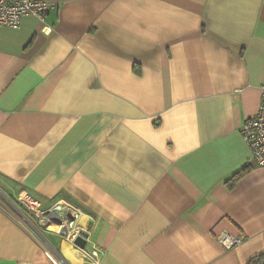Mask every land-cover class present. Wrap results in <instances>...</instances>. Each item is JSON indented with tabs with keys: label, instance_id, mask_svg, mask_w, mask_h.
<instances>
[{
	"label": "crops",
	"instance_id": "0c3cea01",
	"mask_svg": "<svg viewBox=\"0 0 264 264\" xmlns=\"http://www.w3.org/2000/svg\"><path fill=\"white\" fill-rule=\"evenodd\" d=\"M46 1L0 25V264L263 253L264 165L240 127L264 82V0ZM26 197L76 211L88 241L45 229Z\"/></svg>",
	"mask_w": 264,
	"mask_h": 264
},
{
	"label": "built area",
	"instance_id": "2783aa9c",
	"mask_svg": "<svg viewBox=\"0 0 264 264\" xmlns=\"http://www.w3.org/2000/svg\"><path fill=\"white\" fill-rule=\"evenodd\" d=\"M54 7V4L46 0H0V25L17 27L21 18L27 14L43 18L45 13ZM240 134L251 152V161L256 165H264V82L260 84V102L256 113L246 118L241 127ZM23 202L30 209H33L40 218L45 229L54 231L74 243L76 237L81 236L88 241V232L78 224L74 223L78 213L67 207L54 206L45 211H38L34 207L32 198L26 197ZM70 210L74 216L69 220L66 211ZM240 236L220 235L218 240L225 246L230 247L241 241ZM75 244V243H74ZM100 249L93 246L89 253H85V259L93 264H99ZM55 264H68L59 254L54 256Z\"/></svg>",
	"mask_w": 264,
	"mask_h": 264
},
{
	"label": "trees",
	"instance_id": "16d2710c",
	"mask_svg": "<svg viewBox=\"0 0 264 264\" xmlns=\"http://www.w3.org/2000/svg\"><path fill=\"white\" fill-rule=\"evenodd\" d=\"M245 170H247V167H245L242 172H244ZM240 173L234 175V177L231 179V181L228 183V186L231 187L234 185L236 179L240 176ZM246 264H264V252L260 253V254H256L254 256H252L247 262Z\"/></svg>",
	"mask_w": 264,
	"mask_h": 264
},
{
	"label": "water",
	"instance_id": "95a60500",
	"mask_svg": "<svg viewBox=\"0 0 264 264\" xmlns=\"http://www.w3.org/2000/svg\"><path fill=\"white\" fill-rule=\"evenodd\" d=\"M66 216H67V218L69 220H73L74 219V216H73V214L71 213L70 210L66 211ZM84 242H85V240L81 236L76 237L75 240H74V243L77 244L80 247H82L84 245Z\"/></svg>",
	"mask_w": 264,
	"mask_h": 264
},
{
	"label": "rangeland",
	"instance_id": "374dc122",
	"mask_svg": "<svg viewBox=\"0 0 264 264\" xmlns=\"http://www.w3.org/2000/svg\"><path fill=\"white\" fill-rule=\"evenodd\" d=\"M55 237H56V240L59 242L60 236L58 234H55Z\"/></svg>",
	"mask_w": 264,
	"mask_h": 264
},
{
	"label": "bare ground",
	"instance_id": "6f19581e",
	"mask_svg": "<svg viewBox=\"0 0 264 264\" xmlns=\"http://www.w3.org/2000/svg\"><path fill=\"white\" fill-rule=\"evenodd\" d=\"M71 248H73V247H71ZM68 249V248H67ZM74 250H77V249H75V248H73ZM70 256L72 257V255L70 254Z\"/></svg>",
	"mask_w": 264,
	"mask_h": 264
}]
</instances>
